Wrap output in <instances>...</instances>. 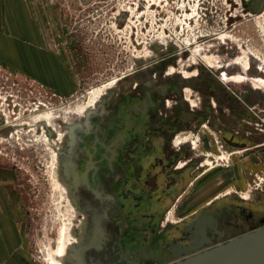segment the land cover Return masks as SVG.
<instances>
[{
    "label": "flooded vegetation",
    "instance_id": "af4514ba",
    "mask_svg": "<svg viewBox=\"0 0 264 264\" xmlns=\"http://www.w3.org/2000/svg\"><path fill=\"white\" fill-rule=\"evenodd\" d=\"M159 1L161 14L169 0ZM235 4L254 14L263 10L259 0ZM223 42L227 56L215 65L204 51L197 60L189 56L190 44L181 47L187 52L180 58L164 44L153 45L167 57L157 60L156 75L138 87L111 91L70 126L56 154L74 203L89 214L73 264H180L264 227L261 195L246 200L235 185L219 189L195 211L175 209L188 206L195 190L186 201L184 194L207 182L221 162L238 164L262 146L264 94L228 77L261 78L264 67L253 56L244 70L238 56H229L235 52L230 39ZM174 63L183 71L166 72Z\"/></svg>",
    "mask_w": 264,
    "mask_h": 264
},
{
    "label": "rangeland",
    "instance_id": "374dc122",
    "mask_svg": "<svg viewBox=\"0 0 264 264\" xmlns=\"http://www.w3.org/2000/svg\"><path fill=\"white\" fill-rule=\"evenodd\" d=\"M235 1L240 2L169 0L163 2L161 14L159 0H148L140 9L136 5L141 0L30 1L38 28L35 51L47 56L48 68L30 72L0 63V184L10 195L21 226L22 264H51L61 244L67 246L62 263L73 264L72 243L82 217L67 196L70 187L55 151L61 150L70 126L101 97L125 85L138 87L159 72L157 60L167 57L155 53L153 45L164 44L180 58L187 52L181 47L190 44L189 56L197 60L204 51L201 55L215 65L227 56L222 53L223 41L230 39L235 52L229 56H238L244 70L245 60L253 56L264 67V10L254 14ZM183 69L174 63L165 71ZM240 76L243 81L230 76L228 80L253 85L259 78L245 73L234 77ZM260 91L264 94V88ZM260 129L259 150L246 152L239 165L221 162L207 182L200 181L184 194L181 200L186 201L195 190L188 206L175 209L195 211L227 185L252 197L260 194L264 200V128ZM206 183L208 188H201Z\"/></svg>",
    "mask_w": 264,
    "mask_h": 264
},
{
    "label": "crops",
    "instance_id": "0c3cea01",
    "mask_svg": "<svg viewBox=\"0 0 264 264\" xmlns=\"http://www.w3.org/2000/svg\"><path fill=\"white\" fill-rule=\"evenodd\" d=\"M30 1L0 0V63L33 72L40 66L48 68V61L45 54L35 51L38 28ZM21 244L15 208L0 184V264H22Z\"/></svg>",
    "mask_w": 264,
    "mask_h": 264
},
{
    "label": "water",
    "instance_id": "95a60500",
    "mask_svg": "<svg viewBox=\"0 0 264 264\" xmlns=\"http://www.w3.org/2000/svg\"><path fill=\"white\" fill-rule=\"evenodd\" d=\"M180 264H264V227Z\"/></svg>",
    "mask_w": 264,
    "mask_h": 264
},
{
    "label": "bare ground",
    "instance_id": "6f19581e",
    "mask_svg": "<svg viewBox=\"0 0 264 264\" xmlns=\"http://www.w3.org/2000/svg\"><path fill=\"white\" fill-rule=\"evenodd\" d=\"M206 61L207 62H210L211 63V61H210V59L209 58H206ZM245 62H246V68H248V66H249V62H248V59H246L245 60ZM184 76H186V78H190V77H192V75L190 74V73H187V72H185V75ZM236 81H243V78L240 76V77H238V78H236L235 79ZM253 85L255 86V88H257V89H263L264 88V79H262V78H258V79H256V80H254L253 81ZM59 108V107H58ZM53 109V108H52ZM54 110V109H53ZM262 126V125H261ZM264 128V127H263ZM55 153H56V151H55ZM58 186H59V184H58ZM68 192H69V195H67L70 199H71V201H72V206H73V208H74V210H75V212H76V214H81V215H83L84 217H85V219L82 221V223H80V225H79V227H77V228H79V232H77L76 233V236H75V238H74V241H73V245H75V247L78 249V246H79V244L81 243V231L83 230H85L87 227L85 226L84 227V224L86 223V222H88V211L86 210V208L84 207V210H81L80 208H78L77 207V205L74 203V201L72 200V194H71V189L70 188H68V190H67ZM242 195L244 196V199H246V200H249V199H251V197H252V195L250 194V192L249 193H242ZM66 196V195H65ZM72 208V207H71ZM66 215V214H65ZM172 217H173V210H172ZM83 218V217H82ZM67 220V219H66ZM80 222V221H79ZM63 227V226H62ZM66 228V227H65ZM67 229V228H66ZM64 234V233H63ZM62 234V235H63ZM82 237H83V235H82ZM65 241V240H64ZM61 243V242H60ZM61 247H60V249H58L59 250V252H58V256H57V258H52L51 259V264H63L62 263V260H63V258H64V256L66 255V251H67V246L64 244H61L60 245ZM49 260V259H48Z\"/></svg>",
    "mask_w": 264,
    "mask_h": 264
}]
</instances>
